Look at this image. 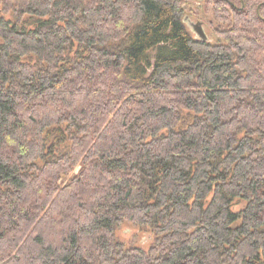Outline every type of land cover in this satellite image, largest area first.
Segmentation results:
<instances>
[{
	"label": "trees",
	"instance_id": "1",
	"mask_svg": "<svg viewBox=\"0 0 264 264\" xmlns=\"http://www.w3.org/2000/svg\"><path fill=\"white\" fill-rule=\"evenodd\" d=\"M202 1L0 0V264H264V0Z\"/></svg>",
	"mask_w": 264,
	"mask_h": 264
},
{
	"label": "rangeland",
	"instance_id": "2",
	"mask_svg": "<svg viewBox=\"0 0 264 264\" xmlns=\"http://www.w3.org/2000/svg\"><path fill=\"white\" fill-rule=\"evenodd\" d=\"M185 12L180 14L181 19L187 25V27L192 30L188 25V20L196 21V19L201 18L205 22L209 23L206 32L208 36V41L212 43H222V38L219 35V30H226L228 28V23L226 21H218L215 18V14L211 7L207 6L202 0H186ZM240 3V0H235ZM244 1V0H242ZM190 15V16H189ZM192 33H196L192 30ZM197 36V35H196ZM80 167H77L70 175L62 178V184H65L70 178L74 177L79 173ZM245 203L243 201H235V210L239 211L243 208ZM151 228H141L131 222H124L120 225L115 232V236L119 242H121L126 248L134 246H142L144 249H148L152 243Z\"/></svg>",
	"mask_w": 264,
	"mask_h": 264
},
{
	"label": "flooded vegetation",
	"instance_id": "3",
	"mask_svg": "<svg viewBox=\"0 0 264 264\" xmlns=\"http://www.w3.org/2000/svg\"><path fill=\"white\" fill-rule=\"evenodd\" d=\"M189 16H190V15H189ZM187 23H189L188 25L192 28V30H193L195 33H196L195 28H202L203 31L207 34L206 29H207V26H209V23L205 22L203 19L198 18V19H196V21H190V20H188ZM205 28H206V29H205ZM192 30H190V31L192 32ZM193 34H194V33H193ZM196 35H197V34H196ZM196 35L194 34V36L198 38V36H196Z\"/></svg>",
	"mask_w": 264,
	"mask_h": 264
},
{
	"label": "water",
	"instance_id": "4",
	"mask_svg": "<svg viewBox=\"0 0 264 264\" xmlns=\"http://www.w3.org/2000/svg\"><path fill=\"white\" fill-rule=\"evenodd\" d=\"M258 12H259V8H258ZM196 30V34L198 36L199 39L201 40H205V41H208V36L207 34L203 31L202 28H195Z\"/></svg>",
	"mask_w": 264,
	"mask_h": 264
}]
</instances>
